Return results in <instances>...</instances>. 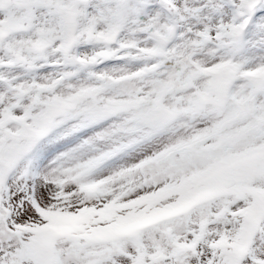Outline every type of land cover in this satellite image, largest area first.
Masks as SVG:
<instances>
[{
    "label": "snow or ice",
    "instance_id": "obj_1",
    "mask_svg": "<svg viewBox=\"0 0 264 264\" xmlns=\"http://www.w3.org/2000/svg\"><path fill=\"white\" fill-rule=\"evenodd\" d=\"M0 264H264V0H0Z\"/></svg>",
    "mask_w": 264,
    "mask_h": 264
}]
</instances>
